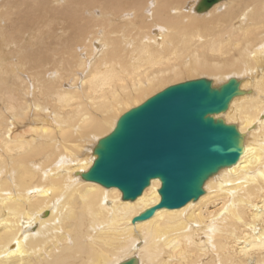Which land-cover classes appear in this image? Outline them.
I'll use <instances>...</instances> for the list:
<instances>
[{
  "label": "bare ground",
  "instance_id": "obj_1",
  "mask_svg": "<svg viewBox=\"0 0 264 264\" xmlns=\"http://www.w3.org/2000/svg\"><path fill=\"white\" fill-rule=\"evenodd\" d=\"M199 2L3 0L0 264H264V0ZM198 77L240 81L214 118L244 152L196 201L133 223L159 180L128 201L80 174L123 114Z\"/></svg>",
  "mask_w": 264,
  "mask_h": 264
},
{
  "label": "water",
  "instance_id": "obj_2",
  "mask_svg": "<svg viewBox=\"0 0 264 264\" xmlns=\"http://www.w3.org/2000/svg\"><path fill=\"white\" fill-rule=\"evenodd\" d=\"M219 1L200 0L195 11L206 12ZM243 94L234 78L215 87L206 78L168 86L117 120L112 132L92 149L95 159L80 178L116 188L128 201L159 180V203L133 223L150 218L157 209H177L196 201L204 193V183L236 164L244 152L237 126L214 118ZM120 264L138 261L132 257Z\"/></svg>",
  "mask_w": 264,
  "mask_h": 264
},
{
  "label": "rangeland",
  "instance_id": "obj_3",
  "mask_svg": "<svg viewBox=\"0 0 264 264\" xmlns=\"http://www.w3.org/2000/svg\"><path fill=\"white\" fill-rule=\"evenodd\" d=\"M3 2V0H0V4ZM63 3V2H62ZM64 5L63 6H61L60 8H59V13H60V19H62L63 21L65 20L66 21V11H65V9H64ZM64 10V11H63ZM38 11H40L41 13H42V15H43V11H42V9H41V7H40V5L38 4ZM194 15V14H193ZM196 16V15H195ZM53 19L52 18H50V20H49V22L50 21H52ZM39 24H44L43 22H41V21H39L38 22ZM51 27V25H49V27H45L44 28V31L45 32H54L56 29H60V28H50ZM61 29H64L63 28V26H62V28ZM57 33H60V31L59 32H57ZM204 77H206V76H204ZM197 78V77H196ZM195 78V79H196ZM199 78V77H198ZM192 79H194V78H192ZM186 80H188V79H186ZM184 82H185V80H184Z\"/></svg>",
  "mask_w": 264,
  "mask_h": 264
}]
</instances>
